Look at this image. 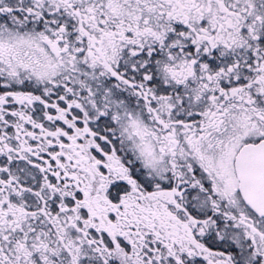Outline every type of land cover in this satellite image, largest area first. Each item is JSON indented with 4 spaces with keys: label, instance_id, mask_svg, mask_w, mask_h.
Segmentation results:
<instances>
[{
    "label": "snow or ice",
    "instance_id": "6c2138e0",
    "mask_svg": "<svg viewBox=\"0 0 264 264\" xmlns=\"http://www.w3.org/2000/svg\"><path fill=\"white\" fill-rule=\"evenodd\" d=\"M0 264H264V0H0Z\"/></svg>",
    "mask_w": 264,
    "mask_h": 264
}]
</instances>
